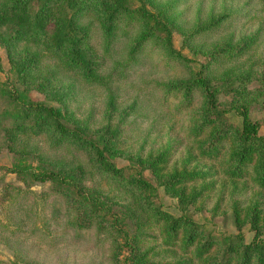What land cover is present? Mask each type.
I'll list each match as a JSON object with an SVG mask.
<instances>
[{"label":"rangeland","instance_id":"1","mask_svg":"<svg viewBox=\"0 0 264 264\" xmlns=\"http://www.w3.org/2000/svg\"><path fill=\"white\" fill-rule=\"evenodd\" d=\"M142 1L152 17L136 0H0V264H124L123 232L144 264H174L193 251L162 229L179 214L198 228L194 244L211 239L204 258L232 240L236 264L254 233L264 238L261 141L239 164L240 116L199 127L206 98L195 82L199 73L218 109L245 105L264 135V0ZM167 29L184 58L166 48ZM55 119L95 141L119 174L55 133ZM43 169L70 185L31 179ZM135 169L151 187L131 184ZM74 187L109 209L82 205ZM257 251L264 242L250 264H264Z\"/></svg>","mask_w":264,"mask_h":264},{"label":"trees","instance_id":"2","mask_svg":"<svg viewBox=\"0 0 264 264\" xmlns=\"http://www.w3.org/2000/svg\"><path fill=\"white\" fill-rule=\"evenodd\" d=\"M122 1L125 0H118V2ZM136 1L138 5L136 7V10H138L140 14H149L150 17L153 16L152 12H148L142 0ZM118 7L119 4H116L112 8V11L117 10ZM148 33L149 32L147 29L142 30L136 39V45H140L139 43H143V41L147 39ZM165 43L166 48L170 52L174 53L178 57L184 58V56L174 48L171 41L170 31L168 29L165 32ZM195 82L201 87L206 98V113L201 123H199V127L203 126L202 124H210L211 122L217 120L228 111H233L240 116V127L237 130L236 137V140L239 142L240 145L239 148L235 151L237 162L239 164H245V162L251 158L252 153L255 149V140H260L261 145L264 149V135L259 132V122L257 119L253 118L250 115L249 110L245 105L231 104L228 107L218 109L216 108L214 91L208 86L204 78L199 73L195 77ZM36 107L44 109L45 112L50 115L55 114V110L51 106L36 104ZM51 128L55 133L59 134L60 136H64L71 140H81L83 142H86L93 151L95 160L102 166L104 171L119 174V171L122 168L112 163L104 153L103 149L98 146L95 141L83 137L78 131L64 125L57 119L54 120V123H52ZM225 129L226 128L221 130V127H219L213 137L215 140H212L209 145L217 144V141L223 137ZM209 145L208 148L210 147ZM155 162L157 163V161ZM29 174L31 176V179L39 182L50 181L54 185H56L58 189H61L63 187H65L66 189V186L70 185L68 179L62 176L59 172L53 171L52 169H43L39 171L29 170ZM186 175L190 179L197 176L196 173L191 172L187 173ZM130 181L133 186H137L139 188L151 187V184L141 176L140 171L138 169H135L134 174L130 178ZM169 181L177 184L176 182L181 181V179H179V177H175L171 178ZM74 191L78 196V198H75V200L80 202L82 205H89L91 206V208H105L106 210L109 209V206L107 204L100 202L97 197L93 196L92 194L87 193L81 189L79 190L76 187H74ZM114 218H116V216H114ZM111 224L112 226L115 225L113 222H111ZM162 229L165 231L164 234H166V237L169 240L168 243L170 245H177V247L182 252H187L190 249L193 250L191 258H182L180 260L175 261L174 264H187V261L192 260V258L200 260L201 264H213V261L214 264H230V262L228 261V258L230 256L229 251L234 248L232 240L227 241L228 248L225 251V254L221 255L218 258H214V260L212 257L204 258V255L208 251L211 239H209V237L207 236L206 238L204 237L201 240H198L196 244H194V240L197 235L196 229L198 228L195 227V223L189 217H186L181 214L172 217L168 225L163 226ZM180 232L182 233L179 234ZM121 235L123 243L128 247V253L124 256V264H144L143 262H141V257L144 256L143 253L145 252V250H142L140 253H138L139 251L131 243L132 241L130 240L129 236L125 232H123V234ZM260 242H264V238H259V236L254 233L253 239L243 246L241 257L236 262V264H250L249 260L251 259L253 252L258 247ZM256 254L259 258L264 257L262 252L257 251ZM261 260L262 259H260L257 263H261Z\"/></svg>","mask_w":264,"mask_h":264}]
</instances>
